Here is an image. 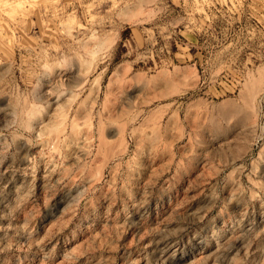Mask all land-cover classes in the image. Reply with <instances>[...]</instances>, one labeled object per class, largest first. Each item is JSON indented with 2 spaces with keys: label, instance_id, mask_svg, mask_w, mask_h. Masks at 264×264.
Instances as JSON below:
<instances>
[{
  "label": "rangeland",
  "instance_id": "rangeland-1",
  "mask_svg": "<svg viewBox=\"0 0 264 264\" xmlns=\"http://www.w3.org/2000/svg\"><path fill=\"white\" fill-rule=\"evenodd\" d=\"M0 264H264V0H0Z\"/></svg>",
  "mask_w": 264,
  "mask_h": 264
}]
</instances>
